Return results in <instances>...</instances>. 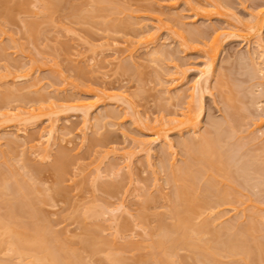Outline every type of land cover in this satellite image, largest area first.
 Instances as JSON below:
<instances>
[{
    "label": "rangeland",
    "instance_id": "rangeland-1",
    "mask_svg": "<svg viewBox=\"0 0 264 264\" xmlns=\"http://www.w3.org/2000/svg\"><path fill=\"white\" fill-rule=\"evenodd\" d=\"M208 1L0 0V111L9 113L0 114V135L10 138L26 125L25 137L35 140L26 142L24 135L14 137L16 142L9 140L11 144L7 137L0 140V214L9 200L17 223H24L30 235L44 234L51 249L76 264H161L157 256L165 254L154 241L170 230L175 220L173 191L184 186V181L170 179V167L179 166L176 175L184 163L198 168L178 142L205 135L221 149L220 166L225 170L195 168L198 176L192 168L198 176L195 186L203 187L192 190L198 191L200 205L191 216L197 230L187 241L195 246L177 245L168 255L170 262L214 264L212 257L217 264H264V131L254 126L257 117L264 116V63L253 51V38L234 21L256 20L253 10L264 0H222L231 11L219 4V13ZM227 20L238 25L233 28L238 35L227 37L217 53L214 67L221 85L211 78L203 90L199 129L196 133L172 129L174 146L162 150L153 144L146 162L147 153L137 145L150 136L142 122L181 116L188 98L175 93L197 76L211 33L226 26ZM146 30L153 33L152 41L144 40ZM261 36L264 42V22ZM154 49L158 53L152 59ZM168 72L180 76L174 88L167 89L172 85ZM100 87L109 95L94 96ZM120 93L141 114L118 102ZM53 95L55 100L59 97L57 108ZM67 96L97 102L90 115L98 123L92 119L95 123L86 130L84 142L79 112L62 105L58 109L64 100L71 104ZM51 120L58 129L49 157L37 149L36 141L42 137L35 138ZM29 144H35L39 155ZM123 152L130 154L129 160H123ZM203 175L211 185L202 181ZM206 185L210 191L200 190ZM18 187L23 200L14 197ZM227 225L231 230L224 234ZM225 237L245 251L215 253ZM209 251V260H204L201 253ZM0 262L22 264L3 249Z\"/></svg>",
    "mask_w": 264,
    "mask_h": 264
},
{
    "label": "bare ground",
    "instance_id": "bare-ground-1",
    "mask_svg": "<svg viewBox=\"0 0 264 264\" xmlns=\"http://www.w3.org/2000/svg\"><path fill=\"white\" fill-rule=\"evenodd\" d=\"M184 1L187 2V3H190V0H184ZM206 1H208V0H206ZM211 2L213 4V6H214V13H219V10L217 9V6H220L219 4L225 5L222 0H211ZM211 2H210V4H211ZM44 6L45 5H43V7ZM224 8H226V5L224 6ZM226 10L231 11L228 8H226ZM195 13L197 14L198 12L196 11ZM206 14H209V12H206L204 15H206ZM252 14H254V15L257 16L256 20L253 18L255 21L251 19L252 21H250V20L248 21L247 20L246 22H240L236 18H234L235 19L234 20L231 16L229 18H231L237 24H239L240 27L242 29H244L245 32L249 36H251L253 38V43H254V45L256 47V49H254L253 51L254 52L257 51L258 56L261 57L262 62L264 63V42H263V38L261 36V26H262V23L264 22V5L259 6V8L256 9V10H253V13ZM227 22H229V23H227L228 25L226 24V26H228V27L224 26L223 28H221V27H218V29L215 28L216 30L213 29L215 31H213L211 33L212 35H211L210 41H209L208 44L206 43L207 44V47L205 46L206 47V49L204 51L205 52V54H204L205 61H203L204 63L202 65V67H199V69H197V76H195L193 78V80L191 82H189V84L187 83L188 85L186 84L187 86H185L186 87L185 89L181 90V92L179 91L178 93L177 92L175 93V96L178 97V98L183 97V96L184 97L186 96L188 98L186 100V105L183 106L185 109L182 108L183 110H180L179 111L180 112L179 114H181V116H178L177 118L175 117L176 115H174L173 117L170 116V117H166V118L161 116V117L158 118L159 120L156 117L155 120H158V121L155 124H147V122H142V128L145 129L146 132L150 133V136L147 138L148 139L147 141L140 140L137 145L139 147H141L142 149H144L145 152L147 153L146 154V156H147L146 157V162H148L147 158H148V155H149L150 150L152 149L151 146L153 144H160V149H162V150L163 149H167V148H172L174 146V142L169 137V133H170L169 131H171L172 129H175L178 132H182L183 130H186V131H190L192 133H196V131L199 129L200 117L202 116L201 110L203 109L202 107L204 106L202 104V97H203L202 96V92H203V90L207 89L208 84H209L211 78L217 79L216 80L217 81V84L216 85H218V86L221 85L220 84L221 83L220 82L221 77H220V75L217 76L215 74V67H214L215 66L214 65L215 64L214 61H215V58L217 56V53H218V51H219V49H220L223 41H225L227 39V37L238 35L236 33L238 31L235 32L234 31L235 29H233V28H237L238 25L235 24V22L232 23V22H230L228 20H227ZM157 27H159V26L157 25ZM201 33L203 34V32H201ZM176 34L181 39H184L183 36H182V34L179 31H176ZM142 35L145 36V39L144 40H147V41L149 40L150 41V39H151V41H152L153 33H147V30H146L144 32V34H142ZM204 44H205V41H204ZM157 53H158V50L157 49H154L151 52L152 59H154V58L157 57L156 56ZM176 66L177 65L175 64L174 67L176 68ZM174 72H179V71H178V69H175ZM171 73H173V72H168L167 79L170 80L169 83H171L172 85L170 87H167V89L172 88V87L174 88V86L178 85L181 82L179 80L180 76H174V75H171ZM31 85L32 84H29L27 86L29 87ZM33 85H35V84H33ZM86 88L87 87L84 88L85 91H87V92L88 91H91V89H90L91 87L89 89H86ZM92 91H94L93 88H92ZM8 92H9V90H8ZM10 93H12V92H10ZM38 93H40V92H38ZM85 93L86 92H84V94ZM95 93H93L94 96L97 95L99 97L102 94L104 95V97H106L107 95H109V93H106L103 90V88H101V87H100V89H98V92L96 94ZM120 94H119L120 97H118L120 99L116 98V99H118L117 100L118 102L120 100H122V103H124L129 109H131L132 112L129 110L131 113L141 114V113H139L140 111L138 112V109L135 108V103L132 102L130 100V98L125 97L126 95L124 96L122 94H121L122 95L121 96ZM54 96H56V95L51 96V97H53V100H55L54 99ZM263 96H264V94H263ZM51 97H50V99L52 101V98ZM108 97H111V96H108ZM56 98L57 99L55 101H52L53 105L55 104L56 101H59L58 100L59 97H56ZM69 98L71 100V104L69 103L70 102L69 101L68 102V106L65 105V103L67 104V102H66L67 100H64L63 97H62L61 99H63L65 101V103L63 102V100H61L63 102L64 106H63V104L60 101L59 103H61V104H60V106H58V109L62 105V107H65V108L69 107L70 109L73 108V109H75V110H77L79 112V114L81 115V127H80L81 135H82L81 141L84 142V139L86 138V135H85L86 134V130L89 129L95 123V122H92V119L93 120H96V123H98V118L93 117V115H90V112H91L90 109H91V107L92 106L94 107L95 105H93V104H96L97 102L94 103V101H92L93 99L92 100H90V99L88 100L87 97H81V96L80 97H77V98H71L69 96L67 99H69ZM85 98H86V100H85ZM2 99H3V97H2ZM50 99H48V100H50ZM194 100L196 101L197 104L194 105V106L192 104V106H190L191 105V101H194ZM4 101L5 100L3 99L2 102H4ZM56 103H58V102H56ZM47 104H49V103H47ZM69 104H70V106H69ZM55 105H57V104H55ZM49 106H50V104H49ZM49 106H47V107L49 108ZM55 107L52 106L51 108H55ZM4 109H6V108H4ZM51 110L49 112L55 111V110H52V111ZM1 113H2V111H0V114ZM3 113H2V115H3ZM200 113H201V115H200ZM6 114L9 115V113L5 112V115H3V117L4 116L6 117ZM2 115H0V117ZM25 118H27V117H25ZM31 121H33V120H31ZM21 122H24V120H22ZM173 122H174V124H173ZM18 123H20V122H18ZM21 126H23V125H21ZM25 126L26 125H24L22 128L21 127L20 128H16L15 133H14L15 135H13V134L11 135L13 137L10 136V138H8L7 135L6 136L0 135V140L5 139L4 137H7L8 139L6 138L5 141H7V143H10L9 140L12 141V142H14L15 138H17L18 135H24V137H25V131H26L25 130L26 129ZM254 126L257 127V130L258 131H260V129H262V128H263L262 130L264 131V116L263 115H262V117L261 116L260 117H257V120L254 122ZM212 127H213V125H212ZM57 129H58L57 124L55 123L54 120H51V121H49L48 124H46V127L45 126L42 127V132L38 133L39 131H37V133H38L36 135L37 138H35V137L34 138L36 140L37 139L39 140L40 137H42L39 140V141L42 140V145H40L41 142L36 141V143L38 142L37 143V149L41 153L40 155H44V156L46 155V156H49L50 157L49 154H50V151H51V146H52V144L54 145L55 142H56L55 141V137H56ZM230 129H232V128H230ZM16 131H18V132H16ZM7 134L9 135V133H7ZM19 138H23V136H20ZM19 138H17V139H19ZM27 139H29V140H27ZM30 140L32 141L34 139H32V137H31V139L30 138H26V142L28 141L29 143H32V142H30ZM16 141L17 140H15V142ZM178 144L179 145H182L184 147V149L186 148V151L185 152H186V154H188L187 156H190L192 159H194L196 161V163L198 165V168L195 165L194 166H192L191 164L186 165L187 163L186 164L184 163L185 167L184 166L183 167H180L179 172L176 175L175 174L177 172L176 169L179 168V166L177 168L176 167H172L174 169H171V167H170V172H169V174H170L169 176L171 177L170 179H173V180H179L180 179V183L182 181H184V183H183L184 186L182 185L180 188L178 187V188L174 189V191H173V195H174V205H173V210H172L173 212H172V214H173L175 220L171 224L172 226H170V230H168L167 232L161 234L157 238V240L154 241L155 248L156 249H159L162 252V254H165V256H163V257L157 256L160 259L161 264H171V262H170L171 259H169V256L168 255H170L173 252V250L175 249V247L177 245H179V244H186L188 246H195L192 242H188L187 239L190 238L189 235H190L191 232H195V230H197V229L194 228V226H193V224L191 222V216H192V214H194L196 212V209L200 205V203L197 201L198 191H196L195 193L192 191V190H194L198 186L197 184H196L197 186H195V183H194V179L196 180L195 177H198L199 176L197 174V172H200V168H203V167H204L203 170H205V168H206V170H209V172H210V170H211V172L213 171L212 173H214V171L221 172L222 170H225V169H223L224 168L223 166H222L223 168H221V166H220V165H223L224 164V162H223V157L224 156H223V153L221 152V149L215 144V141L214 140H211V139L207 138L205 135H200L197 139H194L193 137L192 138L191 137L190 138H186V139L180 140L178 142ZM29 145H31L30 147L32 149L35 146V144H29ZM32 145H34V146L32 147ZM37 149L36 150L33 149V151L38 152ZM39 152L37 153L38 155H39ZM58 152L60 153L59 150H58ZM131 152L132 151H130L128 153H131ZM128 153L127 154L124 153L125 156H124L123 160L124 159H128V160L130 159V154L128 155ZM128 160L126 162V166L129 165V164H127L129 162ZM110 165H112V164L110 163ZM114 165H116V164H114ZM114 165H113V167H114ZM190 165H191V167L189 168ZM180 166H181V164H180ZM192 168L194 169V171H193ZM195 168H196L197 172H196ZM261 169H264V168H261ZM180 170L182 172L184 171V174L186 176L184 174H182V172ZM192 171L194 173L196 172V174L198 176L197 175L195 176ZM244 171H246V170H244ZM178 174H180V175H178ZM203 176H204V178L202 177L203 178L202 181L203 182L204 181L207 182L208 181L207 180L208 177H205V175H203ZM206 176H211V173H210V175L207 174ZM184 177H185V180H184ZM200 177H201V175H200ZM212 177H214V176H212ZM2 178L6 179L5 176L4 177L2 176ZM186 178H187L188 181L186 180ZM216 178H217V176H216ZM221 178H223V177L221 176ZM217 180H218V178H217ZM225 180L228 181L227 179H225ZM186 181L189 182V183H186V185H185V182ZM207 183H209V182H207ZM24 184L27 185L26 183H24ZM209 185H211V184L209 183ZM209 185L208 186L206 185L207 187H205L204 189H200V190L210 191L209 190L210 189L209 188ZM26 187L28 188V185ZM199 187L200 188H203V187H201V184H200V186H198L196 188V190ZM18 188L19 189H17V190L20 191L19 192V195L18 196H14V197L17 200H23V198H24V192L21 190L20 187H18ZM222 191H223V194L226 192V191L224 192V190H222ZM27 193H28V191H27ZM5 201H6V207H5L6 208V212L4 214H0V251L3 249L4 251L10 253L13 258H15L18 262H21L22 264H76V262H74V261L71 262V259L68 258V256L62 255L59 252L54 251L53 249H51V247H49V245H48L47 239L45 238L44 234H42L41 232L34 233V234L30 235V233L28 232L29 231L28 230L29 228H26L24 226L25 225L24 223H23L24 225L23 224L21 225V224H19V223H17L15 221L16 214L13 211L12 204L8 202L9 200H5ZM28 202H27V204H28ZM119 206H121V204ZM32 225H33V223L30 225V227H32ZM230 225H232V224L230 223ZM225 227H227V228H223V229L226 230V231H224L222 229L225 232V233L223 232L224 234H226V232L228 230L229 231L231 230V228H230L231 226L229 227V225H227ZM235 229H237V228H234V231H235ZM252 229H253V227H252ZM214 233H216V231ZM219 235H220V233H219ZM227 236H229V235H227ZM220 240H218V241H220ZM223 241L218 242L219 245H220V247H218V249L214 250L215 253L219 249L224 250L226 254H232V255H235L237 253L240 254V252H244L245 251V250L241 249L238 245H236L235 241H233V240H229V239L226 240V237H225V240H223ZM242 242H245V241H242ZM211 251H213V250H211ZM211 251L206 252V253L204 252V253H201V254H205L206 255V256L204 255L205 256V259L204 260H207V259L209 260V258H210L209 261H211L214 264H217V263H215V262H217L216 261L217 258H215V259H212V257L206 258L209 255L211 256ZM219 251H221V250H219ZM113 252H115V251H113ZM208 253H210V254L207 255ZM110 256H112V255H110ZM194 257H196V256H194ZM0 264H3V263L0 262Z\"/></svg>",
    "mask_w": 264,
    "mask_h": 264
}]
</instances>
